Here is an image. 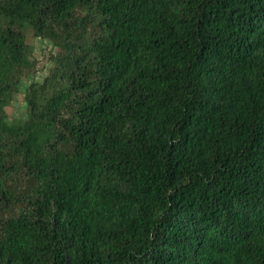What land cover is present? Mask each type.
<instances>
[{
  "label": "trees",
  "instance_id": "obj_1",
  "mask_svg": "<svg viewBox=\"0 0 264 264\" xmlns=\"http://www.w3.org/2000/svg\"><path fill=\"white\" fill-rule=\"evenodd\" d=\"M0 264H264V0H0Z\"/></svg>",
  "mask_w": 264,
  "mask_h": 264
},
{
  "label": "rangeland",
  "instance_id": "obj_2",
  "mask_svg": "<svg viewBox=\"0 0 264 264\" xmlns=\"http://www.w3.org/2000/svg\"><path fill=\"white\" fill-rule=\"evenodd\" d=\"M27 43L30 45L31 52L29 59L36 62V73L34 75L30 74L23 79L21 90L14 95L12 102L6 108L11 120L26 118L25 90L31 82L43 81L49 70L54 66L52 56L59 52V49L51 41L36 37L31 28L27 29Z\"/></svg>",
  "mask_w": 264,
  "mask_h": 264
}]
</instances>
